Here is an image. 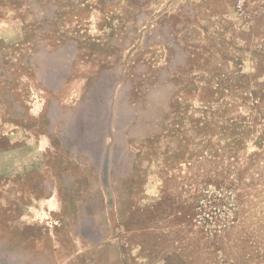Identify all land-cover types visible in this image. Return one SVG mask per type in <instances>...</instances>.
Here are the masks:
<instances>
[{"label":"rangeland","instance_id":"rangeland-1","mask_svg":"<svg viewBox=\"0 0 264 264\" xmlns=\"http://www.w3.org/2000/svg\"><path fill=\"white\" fill-rule=\"evenodd\" d=\"M0 264H264V0H0Z\"/></svg>","mask_w":264,"mask_h":264}]
</instances>
